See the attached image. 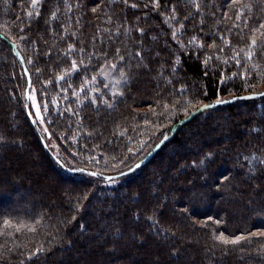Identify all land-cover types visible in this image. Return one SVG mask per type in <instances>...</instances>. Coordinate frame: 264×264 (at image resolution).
<instances>
[{
	"label": "trees",
	"instance_id": "16d2710c",
	"mask_svg": "<svg viewBox=\"0 0 264 264\" xmlns=\"http://www.w3.org/2000/svg\"><path fill=\"white\" fill-rule=\"evenodd\" d=\"M147 2L129 0L126 6L122 0L114 3L105 0L104 11L113 17L109 23L97 19L104 15L101 9L91 12L99 0H84L81 39L85 47L96 34L98 24L106 28L118 24L122 30L131 27L130 33L122 34L111 44L109 54L116 47L129 53L139 47L143 61L131 59V67L127 69L129 79L121 84L123 96L113 97L110 90H104L105 80L97 75L94 85L86 88L88 91L92 86L101 87L102 95L94 93L97 103L83 99L81 93V103L77 104L78 97L72 96L71 91L79 88L85 73L72 76L71 88L66 93L59 90L67 87L68 82L55 79L71 65V59L61 50L67 43L76 42V37L70 34L63 41L54 40L50 30L55 29L58 34L62 31L60 25L65 18L50 17L57 3L63 10L62 0H42L41 15H33L30 23L26 16L32 10L28 7L29 0H0V32L9 33L0 37V136L5 137L0 141V232L5 230L4 218L14 223L38 221L35 232L26 227L18 232L9 228L13 235H0V264H264V253L259 251L264 238L252 237L238 245H225L215 239L220 232L231 237L264 229V223L260 222L264 219L261 215L264 167L253 159V165L260 171L246 175L248 165L243 159L244 156L252 159L253 152L264 156V97L236 100L195 115L177 127L148 162L112 179V183L101 176L67 173L52 157L63 160L68 168L120 173L142 160L164 135L168 137L192 108L217 99L264 91V79L256 76L257 71L264 73V50L255 55L260 68L253 69L249 64L247 70L252 75L247 78L239 74L245 61L242 59L241 65H236L232 60V48H242L250 42L248 29H244L241 38L226 32L231 24L216 25L231 41V45H222L218 36L207 34L215 24L214 19L206 17L205 24L199 25V13L186 0H159L158 11H152V6H142ZM240 2L252 4L251 13L246 9L245 14L254 17L257 23L264 19V0ZM131 3L141 7L132 8ZM173 5L178 15L169 23L161 13H168ZM77 11L67 15L74 17ZM187 13L195 14L186 21L178 40L187 45L195 34L203 41V48L196 44L181 48L172 38L171 25L178 26ZM76 27L71 23L72 29ZM138 27L145 32H137ZM213 40L217 48L208 47ZM10 42L20 52L37 90L36 102L55 97L59 104L49 107L57 111L72 105V111L64 116H57L55 111L44 113L41 107V113L52 115L54 120L52 124L45 120L51 136L42 131L45 125L32 124L27 117L24 107L27 102L22 95L26 77ZM97 47L104 51L109 46L97 42ZM206 54L211 57L207 65L203 63ZM92 63L89 73L95 72L103 60L93 58ZM37 68L41 69L40 74L36 73ZM234 72L237 75L233 78ZM114 75L118 77V73ZM45 80L51 83L44 84ZM246 81L254 87H245ZM185 98L191 104L184 102ZM103 99L113 106L109 108ZM165 102L168 108L163 107ZM29 110L35 112L32 107ZM145 120L150 123L145 124ZM129 148L137 151L129 154ZM209 151L215 153V158L207 164L206 173L202 167L189 166ZM223 176L229 179L224 181ZM217 184L219 188L215 187ZM154 188L156 192L152 191ZM193 190L201 194L196 199L191 198ZM161 201L166 207L157 213L159 223L174 234L160 233L159 228L147 231L151 222L145 219V214L151 215ZM185 208L187 212L182 211ZM137 209L142 210L139 218L133 216ZM207 217L213 219L208 221ZM201 220L206 223L200 224ZM216 220L222 223L216 224ZM117 221L122 234L105 235ZM133 232L144 239L131 240ZM165 235L167 239H163ZM40 245L46 251L29 261L26 254ZM173 248L178 249V255H171Z\"/></svg>",
	"mask_w": 264,
	"mask_h": 264
},
{
	"label": "snow or ice",
	"instance_id": "6c2138e0",
	"mask_svg": "<svg viewBox=\"0 0 264 264\" xmlns=\"http://www.w3.org/2000/svg\"><path fill=\"white\" fill-rule=\"evenodd\" d=\"M114 3L115 0H112ZM122 2L128 6L129 0H122ZM63 3V10L60 8V4L57 3L56 8L54 11L51 12L50 17L52 20H59L61 16H63L64 23L60 25V28L62 31L58 34L55 29H50L53 34V38L59 39L63 41L66 39V35L70 34L72 37H76V42H69L67 43V47L62 49L61 51L65 56L71 59V65L70 67H66L62 70V72L56 76V81H67L68 86L60 88L59 92H69V89L71 88V78L73 75H78L81 71L85 73V75L82 77V83L79 85V88L75 91H71L72 96H76L77 101L76 103H81L80 95L81 93H84L83 99H91L92 104L97 103V97L94 95V93H100L102 95L101 87L92 86L90 90L86 91L87 86L94 85V82L97 81V75L105 77V79L110 78V83L103 84L102 87L104 90H110L112 92L113 97L119 95L123 96L124 92L121 90V84L122 82H127L128 72L127 69L131 67V59L133 57L137 58L141 62L143 61V56L141 53V49L139 47H135L134 50L129 53L126 51V49H122L121 47H116L115 50L110 53V46L112 43L116 42L119 37L124 34L127 35L132 31L131 27L123 28L121 29L120 25H114L113 27L106 28L102 24H98L96 27V34L91 36L90 42L88 44V47L91 48V51H88V47H85L84 40L81 39L82 36V28L83 25L81 23L83 17H84V11L86 10V5L84 3V0H62ZM186 3L190 6H192L195 9L196 13H199L200 20L198 21L199 25H203L206 22V17H212L215 21V24L212 26L210 35L218 36L220 40L222 41V45H231V41L228 37V35L225 32H220L216 25L224 24L229 25L231 24V27L226 29V32L232 33L235 35L243 37L244 29H248L250 33V42L245 45L244 47L240 46H234L232 48V60L235 61L236 65H241L242 59L245 61L243 64V70L239 73L240 75L247 78L248 76L252 75V72L248 71L249 64L253 69H259L260 64L255 59V55L258 51L264 50V19L259 20L257 23L255 18L245 14V10L247 9L249 13H251L252 10V4H241L240 0H186ZM103 5V7H102ZM132 8H139L141 7L140 4L137 3H131L130 5ZM145 8H148L152 6V11H158L161 7L159 0H148L147 3H144L142 5ZM21 7H24V4L21 3ZM28 7L32 9L31 11L26 12V16L28 17V22L30 23L31 18L33 15L39 17L41 15L40 9L43 7L42 0H29ZM107 5L105 4V0H99V3H96L94 7L91 8L92 13H96L97 9H101L102 12H104V15L102 17H97V19H103L111 23L113 20L112 15L108 14L104 11V8H106ZM212 9H215L213 11ZM233 9H238L234 13L232 12ZM74 10H78L75 14V16H69L68 13L73 12ZM195 13H187L179 22L178 26L175 24L171 25L172 28V38L176 39L177 42L181 45V48H185L188 46H191L193 44L198 45L200 48L204 47V43L202 40L198 38L197 35H192L188 41L187 45L184 44V41L178 40V34H183V29L185 27L186 21L191 18V16ZM145 16H147V13H144ZM161 15L164 17L166 22H171V20L176 19L178 13L176 11L175 5H173L168 13H161ZM19 19V18H18ZM126 19V18H125ZM139 20V17L136 18ZM239 21V23H237ZM76 24V28H71V23ZM47 23V21H46ZM7 27V26H6ZM20 30H23V23L20 24ZM201 32H203V28L200 27L199 29ZM136 31L139 33H144V28H136ZM9 35L8 32H0V36L7 37ZM259 37V38H258ZM23 37H21L22 39ZM97 42H99L101 45H108L109 47L106 48L104 51H101L97 47ZM127 43V41H125ZM77 44L80 46L77 47ZM209 48H217L216 41L213 40L212 44L208 46ZM222 48V46H221ZM49 52L52 51L51 48L48 50ZM241 52H243V57H241ZM75 53V54H74ZM47 55V53H46ZM93 58H97V60H103V63L99 64V67L96 69L95 72L89 73V69L93 67ZM211 59L210 56L207 54L205 55V59L203 63L207 65L209 60ZM224 60L227 61L228 57L225 56ZM178 63V61H177ZM139 66V65H138ZM146 66V65H145ZM173 68H175V64H173ZM37 74L41 73V69L37 68L35 69ZM118 73L117 75H113V73ZM25 73H27V69H25ZM90 75V79H89ZM237 75V73H232V77L234 78ZM256 76L258 79H264V73H261L260 71L256 72ZM221 80H224V77H221ZM44 84L51 83V80H45L43 82ZM245 87H254V85H249L247 81L245 82ZM185 90V86H181V91ZM36 88L33 85L31 78H28V89L25 90V92L22 93V95L27 99L29 103H26L24 105L25 108L32 107L35 109V112L32 111L28 112V115L30 117L34 116L35 118L32 120L34 124H41L45 125L42 128V131L47 133L49 136L52 135V133L49 131V128L47 124H45V120H47L48 124L54 123V120L52 118V115L44 116L41 113V107L44 110V113H49L50 111H55V114L57 116H64L65 112H71L72 111V105L69 104L67 108L64 111H57V110H50L49 105H58L59 101L56 100L55 97H53L50 101H41L40 103L36 102ZM59 92L57 95H59ZM255 96H261L264 97V92H251L249 93V97H255ZM65 100H67V96L64 97ZM232 99H237V97H232ZM104 104H106L109 108H111L113 105L107 100L103 99L102 101ZM184 102L191 104V101L185 98ZM217 104L225 103V101L221 99H217L215 101ZM164 108H168L169 105L167 102L163 104ZM200 107L202 108H208L211 107V105L208 104H201ZM197 108H192V112L197 111ZM185 112L188 111V109H184ZM75 114V113H74ZM155 115V113H153ZM190 114V113H189ZM79 120V117H77ZM68 123H71V120H68ZM145 124H149L150 121L145 120ZM132 138L129 137V140ZM5 140V137L0 136V141ZM143 143V141H141ZM95 147V146H94ZM128 153H134L137 150L135 148H129ZM123 155V153H121ZM239 155V154H237ZM252 159H250L248 156H244V161L247 163L248 167L246 169V175L249 173L255 174L260 169H258L255 165H253V159H255L261 167H264V156H258L255 152L251 154ZM127 158V157H125ZM215 153L212 151L206 152L203 154V156L199 160H193L191 162V165L189 166H195L197 168H203V171L207 172V164L214 162ZM112 159H115V157H112ZM62 166L67 168V165L64 164L63 160L60 161ZM120 163H123L121 160ZM241 167H243V164H241ZM131 170V169H129ZM71 171H85V169H77L75 167L71 168ZM118 175H120L119 172H117ZM90 175L92 176H102L103 173L99 172H91ZM229 179V176H223L222 180L227 181ZM108 183H112V178H108ZM215 187L219 188L220 185L217 184ZM153 192H156L157 189H153ZM192 199H196L200 193H197L195 190L192 191L190 194ZM165 197L164 199H166ZM87 199V197H85ZM77 208L80 207L79 201L77 202ZM166 205L161 201L158 205H156L152 209V214L148 215L145 214V219L147 221H150V225L147 229L148 232H152L154 229L159 228L160 233H167V234H174L172 233L171 229H166L159 223V216L157 213L162 210ZM183 212H187L188 209L185 208L182 210ZM142 214L141 209H137L133 216L139 218V216ZM261 215H264L262 213ZM72 219H75V216L72 217ZM212 217H207L208 221H211ZM261 223H264V219L260 220ZM200 224H205L206 221L201 220L199 222ZM216 224L222 223L221 220H216ZM2 224L5 226V230L0 232V235H13L12 231H8L7 229L11 228L15 231H21L22 227L28 228V230L35 232L36 231V225L38 224V221L32 222L31 224H26L24 222L14 223L12 220L8 218H4L2 221ZM83 228L84 225H81ZM108 233H111L113 236H115L116 233H121L122 230L120 229L118 225V221L114 222V226L110 227L105 235H108ZM252 237H261L264 238V229H259L255 232H251L248 234H238L235 236L228 237L224 234V232H220L218 236H215V239L222 242L225 245H238L241 241L245 240H251ZM167 235L163 237V239H167ZM130 239L133 241H142L144 239V236L141 234H137L136 232H133L130 236ZM106 241H102V243H105ZM71 243V242H69ZM113 248L116 247L115 241H113ZM46 249L43 245H40L33 249L32 251H29L26 254V258L30 261L33 257L38 256L40 253L45 252ZM259 251L264 253V245H261ZM171 255L176 256L178 255V249L173 248L171 250Z\"/></svg>",
	"mask_w": 264,
	"mask_h": 264
},
{
	"label": "water",
	"instance_id": "95a60500",
	"mask_svg": "<svg viewBox=\"0 0 264 264\" xmlns=\"http://www.w3.org/2000/svg\"><path fill=\"white\" fill-rule=\"evenodd\" d=\"M0 37L3 38V36H0ZM10 46H11L12 51H13L14 55L16 56V58L22 63L23 72H24L25 77H26V87H25V90H27V89H28V78L30 77V76H29V72H28V70H27V73H25V69H27V68H26V66H25V64H24V62H23V58H22L20 52H19L18 49L16 48V45H15L14 43L10 42ZM261 92H264V91H261ZM234 97H237V99H232V97H231V98H228V99H224L223 101H225V103H221V104H217V103H215V102H213V103H203V104L211 105V107H208V108H202V107H200V105H199V106L197 107V109H198L197 111H195V112H191L189 115H187V116L184 117L182 120H180L179 122H177V123L175 124V126L172 128V130H171L169 136L167 137L166 135H164V136L161 138V140H159V141L155 144V146H154V147L148 152V154H147L142 160L136 162L132 167L129 168V169H131V170L127 169V170H125V171H123V172H120V175H118L117 173H115V174H103V175L101 176V178L104 179L105 181H108V178H109V177H111L112 179H117V178H119V177H122V176H124V175H127V174H129V173L135 171L136 169H138L140 166H142L143 164H145L146 162H148V161L152 158V156L157 152V150L162 146V144H163L168 138H170V137L173 135V132L176 130L177 127H179V126H181V125L187 123V122L190 121L195 115H197V114H199V113H202V112H204V111H206V110H208V109L215 108V107L218 106V105L227 104V103H230V102H233V101H236V100L256 99V98H259V97H261V96L249 97V93H247V94H243V95H239V96H234ZM25 100H26L27 103H29V102L27 101L26 98H25ZM29 111H30L29 108H26V114H27V117L29 118L30 122L33 124V122H32L33 117H30V116L28 115V112H29ZM42 144H43V146L46 148V144H45L44 140H42ZM52 157H53V159H54V160H55V161H56V162H57V163L63 168V170L66 171L67 173H70V174L84 173V174H89V175H90V173H91V171H87V170H85V171H71V168H68V167L66 168V167L62 166V164L60 163V161H59L54 155H52Z\"/></svg>",
	"mask_w": 264,
	"mask_h": 264
},
{
	"label": "rangeland",
	"instance_id": "374dc122",
	"mask_svg": "<svg viewBox=\"0 0 264 264\" xmlns=\"http://www.w3.org/2000/svg\"><path fill=\"white\" fill-rule=\"evenodd\" d=\"M113 75H114V73H113ZM103 77V76H102ZM103 79L105 80V83L107 84V83H110V78L109 79H105V77H103ZM35 110V109H34Z\"/></svg>",
	"mask_w": 264,
	"mask_h": 264
}]
</instances>
